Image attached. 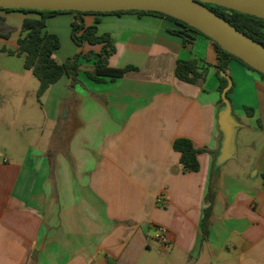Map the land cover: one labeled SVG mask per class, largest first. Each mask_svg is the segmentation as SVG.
<instances>
[{
	"label": "crops",
	"instance_id": "crops-1",
	"mask_svg": "<svg viewBox=\"0 0 264 264\" xmlns=\"http://www.w3.org/2000/svg\"><path fill=\"white\" fill-rule=\"evenodd\" d=\"M31 16L0 10L15 28L0 37V101L37 97L24 56L8 52ZM83 18L87 25L98 19L97 34L110 35L108 66L129 69L116 79L88 78L101 45L72 41L73 13L47 18L46 30L60 41L57 62L79 53L90 59H79L76 84L63 75L41 97L46 118L71 127L60 135L54 129L44 149L0 139V264H264V78L230 61L235 154L212 177L223 138L212 40L188 31L185 42L173 32L181 26L156 15ZM178 60H194L202 78L179 80ZM177 138L205 149L197 172H182ZM158 227L167 230L165 244L155 237Z\"/></svg>",
	"mask_w": 264,
	"mask_h": 264
},
{
	"label": "trees",
	"instance_id": "trees-1",
	"mask_svg": "<svg viewBox=\"0 0 264 264\" xmlns=\"http://www.w3.org/2000/svg\"><path fill=\"white\" fill-rule=\"evenodd\" d=\"M206 5L210 9H212L216 14L226 19L238 30L247 34L249 37L264 45V19L213 4ZM0 10L6 12L22 11L25 13L33 14V16L31 17H26L21 24V27L19 29V38L17 40V49L15 51L8 50V52L10 54L24 56V67L27 70H30L39 82L37 89L38 100H40V98L46 93L50 86L57 82L63 75H66L71 79L72 85L78 82L77 76L80 71V56L75 55L74 57L67 59L63 63L57 62L54 58V52L60 48V41L57 35L49 33L46 30V20L54 14H74V20L71 23V39L77 46H82L84 43H88L91 45H101L100 52L93 54V70L86 71L87 77L96 82H101L105 78H120L129 68L116 69L108 66L107 59L115 51L112 39L110 38V35L108 33L98 35L97 23L99 22V20L97 19L93 25H87L83 18L84 15H119L124 13L156 15L171 19L176 22L179 26H181L182 29L175 30L173 32L182 36L185 42H189L192 39V37L187 34L188 31L205 36L197 29L189 26L181 20H178L160 12L153 11L129 10L103 13L11 8H0ZM14 30V27L7 25L5 23V19L0 17L1 38H8ZM212 42L217 51V76L219 79L218 91L220 94L219 106L220 109H222L223 102L221 99V93L223 89L227 86L228 78L231 80L230 76L227 74L228 65L231 60L239 61L250 70L260 74V76H262L263 78L264 74L251 68L241 59L223 50L213 40ZM86 58L90 59L89 56H86ZM175 75L179 80L189 83H197L202 78V76L196 72V62L194 60H178L175 66ZM226 76H228V78ZM232 86L233 83L226 92V98L229 102V94L232 91ZM173 148L175 151L180 153V165L183 173L197 172L199 170V162L197 159V155L198 153L205 151V149L195 148L192 141L187 138H177L173 143ZM212 169L213 177V174L216 170V159H214ZM213 196V189L210 187L206 196V200L208 201L209 205L204 210V218L202 220V231L204 237L208 234V223L213 202Z\"/></svg>",
	"mask_w": 264,
	"mask_h": 264
},
{
	"label": "water",
	"instance_id": "water-1",
	"mask_svg": "<svg viewBox=\"0 0 264 264\" xmlns=\"http://www.w3.org/2000/svg\"><path fill=\"white\" fill-rule=\"evenodd\" d=\"M206 4H213L264 19V0H0V8L51 11L115 12L153 11L181 20L217 43L223 50L264 74V45L241 32ZM228 78V76H226ZM221 93L223 108L218 114L222 142L216 166L220 167L235 154L238 122L231 112L226 92Z\"/></svg>",
	"mask_w": 264,
	"mask_h": 264
},
{
	"label": "rangeland",
	"instance_id": "rangeland-1",
	"mask_svg": "<svg viewBox=\"0 0 264 264\" xmlns=\"http://www.w3.org/2000/svg\"><path fill=\"white\" fill-rule=\"evenodd\" d=\"M82 59H87L88 54H77ZM75 56V55H74ZM32 76L33 82L37 84V79ZM14 80H21V78L13 77ZM13 83V82H12ZM16 82V87L20 88L22 84ZM18 84V85H17ZM24 85V84H23ZM35 96L29 97L24 103L11 102L3 98L0 101V114H4V121H0V139L4 140L6 137H13L18 140H26L36 145L40 149H44L50 142V137L54 129L60 135L64 130H67L71 125L66 124L62 118L60 123H54L48 120L45 116L46 111L43 107V99L40 98V102L37 101ZM16 122V126L13 129L12 123ZM28 126V131H24L23 127ZM13 131V134L10 132ZM58 137V136H57ZM59 138V137H58ZM55 143L57 141L55 140Z\"/></svg>",
	"mask_w": 264,
	"mask_h": 264
},
{
	"label": "built area",
	"instance_id": "built-area-1",
	"mask_svg": "<svg viewBox=\"0 0 264 264\" xmlns=\"http://www.w3.org/2000/svg\"><path fill=\"white\" fill-rule=\"evenodd\" d=\"M167 230L163 227H158L155 237L162 243H167Z\"/></svg>",
	"mask_w": 264,
	"mask_h": 264
}]
</instances>
